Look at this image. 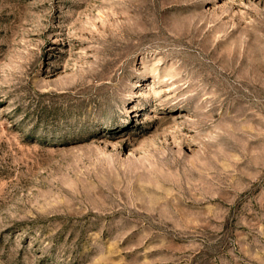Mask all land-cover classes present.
Instances as JSON below:
<instances>
[{"label": "rangeland", "instance_id": "1", "mask_svg": "<svg viewBox=\"0 0 264 264\" xmlns=\"http://www.w3.org/2000/svg\"><path fill=\"white\" fill-rule=\"evenodd\" d=\"M0 264H264V0H0Z\"/></svg>", "mask_w": 264, "mask_h": 264}]
</instances>
